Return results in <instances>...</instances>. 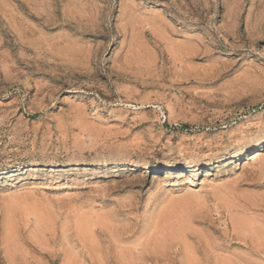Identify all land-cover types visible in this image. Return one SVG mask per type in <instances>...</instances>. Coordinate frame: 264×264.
I'll return each instance as SVG.
<instances>
[{
    "label": "rangeland",
    "instance_id": "rangeland-1",
    "mask_svg": "<svg viewBox=\"0 0 264 264\" xmlns=\"http://www.w3.org/2000/svg\"><path fill=\"white\" fill-rule=\"evenodd\" d=\"M0 264H264V0H0Z\"/></svg>",
    "mask_w": 264,
    "mask_h": 264
},
{
    "label": "bare ground",
    "instance_id": "bare-ground-1",
    "mask_svg": "<svg viewBox=\"0 0 264 264\" xmlns=\"http://www.w3.org/2000/svg\"><path fill=\"white\" fill-rule=\"evenodd\" d=\"M183 167H185V166H183Z\"/></svg>",
    "mask_w": 264,
    "mask_h": 264
}]
</instances>
